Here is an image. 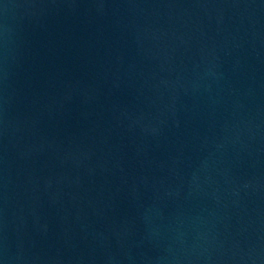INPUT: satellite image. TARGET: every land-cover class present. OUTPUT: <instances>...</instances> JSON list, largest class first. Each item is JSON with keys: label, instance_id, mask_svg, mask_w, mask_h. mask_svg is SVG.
I'll return each mask as SVG.
<instances>
[{"label": "water", "instance_id": "obj_1", "mask_svg": "<svg viewBox=\"0 0 264 264\" xmlns=\"http://www.w3.org/2000/svg\"><path fill=\"white\" fill-rule=\"evenodd\" d=\"M0 264H264V0H0Z\"/></svg>", "mask_w": 264, "mask_h": 264}]
</instances>
